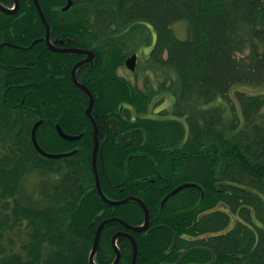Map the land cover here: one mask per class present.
I'll list each match as a JSON object with an SVG mask.
<instances>
[{"label":"trees","instance_id":"16d2710c","mask_svg":"<svg viewBox=\"0 0 264 264\" xmlns=\"http://www.w3.org/2000/svg\"><path fill=\"white\" fill-rule=\"evenodd\" d=\"M0 3L11 8L14 0ZM26 3L20 0L16 14L0 11V264H90L105 219L136 226L144 210L130 202L110 206L100 197L92 164L94 126L86 114L89 97L73 81L58 78L60 60L70 75L82 56L52 51L45 42L32 46L46 28L37 6ZM66 4L40 3L52 40L62 34L96 53L79 79H92L100 142L106 138L101 125L120 112L112 108L110 95L145 114L126 123L137 129L132 146L99 148L97 168L106 196L141 197L152 220L158 218L153 225H168L184 244L210 248L218 264H264V93L235 88L264 87V0H73L63 11ZM178 24L185 26L184 38L177 34ZM149 35L153 39L139 41ZM131 45L136 49L127 54L125 46ZM134 53L132 82L115 70ZM39 120H44L37 131L42 149L77 153L52 159L38 152L31 133ZM83 120L63 126L68 134H82L80 140L60 136V121ZM137 154L141 163L134 166ZM152 165L157 185L128 183ZM185 183L197 186L162 208L163 199ZM122 229L118 222L103 229L97 264L113 263L112 237ZM186 235L194 241L186 242ZM133 236L136 264L177 258V251L169 252V229ZM118 245L121 264H132V242L121 237Z\"/></svg>","mask_w":264,"mask_h":264},{"label":"water","instance_id":"95a60500","mask_svg":"<svg viewBox=\"0 0 264 264\" xmlns=\"http://www.w3.org/2000/svg\"><path fill=\"white\" fill-rule=\"evenodd\" d=\"M34 2L36 4V6H37V9H38V12L40 14L41 20H42V22H43V24H44V26L46 28V34H45L44 38H41V39H38V40L34 41L32 46L36 45L39 42H45L47 44V46L52 51H55V52H74V53L81 54V55H87V58L85 60H83V61H81V62H79V63H77L75 65V67H74V69L72 71V78H73L74 83L76 84V86H78L80 89H82L84 91V93H86L87 96L89 97V105H88V107L86 109V114L92 120L93 125H94L95 147H94V150H93V165L95 167V172H96V189L98 190V193H99L100 197L102 198V200L105 203H107L110 206L124 205V204L128 203L130 200L137 201V202H139V204L143 207V209L145 211V223H144V225L132 226V225H130L128 222H126L123 219L111 218V219L105 220L99 226L97 234H96V238H95V241H94V247H93V250L90 253V264H96L95 256H96V253H97L98 248H99L100 236H101V233H102L103 229L105 228V226L107 224H110V223H113V222H118V223H121L122 225H124L125 227H127L128 229H130L131 231H134V232H137V233L146 232V231H149V229H150V224H149L150 223L149 222L150 213H149L148 207L145 205V203L142 200L138 199V198H128V199H123L121 201H116V200L109 199L104 194L103 189H102V185H101V181H100V176H99V173L97 172V169H96V167H97V156H98V152H99L100 141L98 139V125H97L96 120L94 119V116H93L94 106H95V98H94V95H93L92 91L90 90V88L88 86H86L85 84H82L81 82H79V80H78V78L76 76V72H77L78 68H80L81 66H83L84 64H86L88 62L95 61L96 53H95L94 50H86V49H64L63 50V49H60V48L56 47L55 44H53L51 42V25L49 24L46 16L44 15V12H43L42 7H41V5L39 3V0H34ZM72 5H73V0H67V5L65 6L64 11L69 10L72 7ZM19 7H20V1L19 0H15L14 8L13 7L12 8H8V7L4 6L2 3H0V11H2L3 13H6V14H16L18 12V10H19ZM137 64H138V54L137 53L132 54L125 61L126 67L132 72L136 71ZM111 121L113 123V130H114L115 133H117L118 132L117 120L116 119H112ZM43 123H44V120H39L38 122H36L35 125L32 128V133H31L32 142H33V144H34V146H35V148H36V150L38 152H40L45 157L52 158V159L67 158V157H70L73 154L77 153L76 150L71 151V152H67V153H49V152H46L44 149H42V147L39 144L38 138H37V131H38V128ZM57 130H58L60 136L63 139L68 140V141H78L83 136L82 134H80V135L68 134L62 129V127L59 124L57 125ZM124 139H125V136H119V142L120 143H124L125 145H130L133 142L132 139L130 141L124 142L123 141ZM195 186H196V184H194V183H185L183 185H180L179 187L174 189L170 194H168L164 198V200L162 201V208L169 201V199L171 197H173L174 195L179 193L181 190H183L185 188L195 187ZM159 227H162V226H158V227L152 228V229H150V231H154L156 228H159ZM121 236H123L122 233H117L112 239L113 248H114L115 252L117 253V257H116V260H115L114 264H120V261H121V258H122L121 252H120L118 244H117V241H118L119 237H121ZM129 237L131 239V242H132L133 248H134V255H133L132 264H136L137 263V258H138V244H137L135 238L132 235H130ZM174 237H175V241H174L173 245H175V242H176V239H177V236H176L175 233H174ZM200 251H208L215 258V254L211 250L206 249V248L195 247V248H192V249H189L188 251H186L182 255V257L180 258L178 264H180L182 262V260L186 256H188V255H190L192 253H195V252H200ZM211 264H214V262H212Z\"/></svg>","mask_w":264,"mask_h":264},{"label":"flooded vegetation","instance_id":"af4514ba","mask_svg":"<svg viewBox=\"0 0 264 264\" xmlns=\"http://www.w3.org/2000/svg\"><path fill=\"white\" fill-rule=\"evenodd\" d=\"M20 1V0H19ZM45 2H47V0H39V3H41V5L43 4V3H45ZM14 4H15V0H14ZM28 4V5H27ZM32 4H34L35 6H36V4H35V2H34V0H32V1H29V0H27V3H26V6H28V7H32ZM20 6H21V4H20ZM25 6V7H26ZM20 8V7H19ZM65 8V7H64ZM64 8H63V11H64ZM67 40H69V41H67ZM51 41H52V43L53 44H55V46L56 47H58V48H60V49H80V47H78L77 46V44H78V42H76V41H74V40H72V42H71V40L70 39H64V36L62 35V34H60V39H51ZM60 53H63V52H60ZM70 53V52H69ZM80 56H82L81 58H78V59H76L75 61H74V67H75V65L77 64V63H79V62H81V61H83V60H85L86 58H87V55H81L80 54ZM90 62H88V63H86V64H84V65H88ZM69 67V65L67 66L65 63H63V61H61L60 60V76L58 77V78H60V83H63V82H67V83H70L71 81H73L74 82V80H73V78H72V71H73V69H74V67H73V69H71V71H70V75L69 74H67V68ZM82 68V66L80 67V68H78V70H77V72H76V76H77V78H78V80H79V82H82L80 79H79V71H80V69ZM69 80V81H68ZM92 79H88L87 80V82H82V83H84L86 86H91V85H93L92 83ZM125 83V82H124ZM90 88V87H89ZM91 90V89H90ZM112 108L113 109H115V108H117V106H115V105H113L112 106ZM119 109H120V112L119 113H115V115H111V114H109V117L106 119V121H105V123L104 124H102L101 125V127H102V130L104 131V133H105V135H106V138L105 139H103V141H102V143L100 142V145H99V148H100V150L101 151H109V150H120V149H122L123 147H130V146H132L133 144H134V141H135V136H136V132H137V129H135V128H128L127 127V121L130 119V120H133V118H134V114H133V112H129L130 111V108L125 104V103H123V104H121L120 105V107H119ZM112 119H116L117 120V124H118V132L117 133H115L114 132V130H113V123H112ZM89 120L92 122V120L89 118ZM82 122H84V120L83 121H81V122H72L73 124H71V125H69V123L70 122H67V123H63L62 121H60V126L62 127V129H63V126H70V127H68V128H71V127H74V126H77V125H79V124H82ZM132 122H134V120L132 121ZM96 123H97V120H96ZM92 124H93V122H92ZM97 125H98V123H97ZM94 126V125H93ZM64 130V129H63ZM98 131H99V126H98ZM119 136H125V139L123 140L124 142H126V141H130L131 139L133 140V142H132V144H130V145H125L124 143H120L119 142ZM99 139V138H98ZM100 141V140H99ZM134 148H135V150H140L139 149V147L137 146V145H134ZM77 151V150H76ZM139 154H137L136 155V158L134 159V166H136V165H138L139 163H141V159L140 158H138L137 156H138ZM147 161H148V159H147ZM147 161H146V163H147ZM150 161V160H149ZM151 162V161H150ZM145 166V165H144ZM147 166H148V164H147ZM146 167V166H145ZM148 167H150V166H148ZM152 169H150V172L149 173H145V175H143V176H140V177H135V178H133L132 177V175L130 176V179H129V181H128V183H132V184H134L135 186H137V185H139L141 182H144V181H146V183H147V185H148V183L149 184H151V185H153V186H155V185H157V173L155 172L156 170H155V168H154V165H152V167H151ZM96 177V176H95ZM101 181V180H100ZM102 185V184H101ZM103 189V188H102ZM122 189H124V188H122ZM176 189V188H175ZM174 190V189H173ZM172 190V191H173ZM171 191V192H172ZM183 191V190H182ZM104 192V191H103ZM170 192V193H171ZM181 192V191H180ZM179 192V193H180ZM169 193V194H170ZM178 193V194H179ZM105 194V193H104ZM178 194H176V195H178ZM106 195V194H105ZM175 195V196H176ZM175 196H173V197H175ZM173 197H171L170 199H172ZM127 198H138V199H140V200H142L143 201V199L141 198V197H138L137 195H129V196H127V197H125L124 199H127ZM110 199V198H109ZM170 199H169V201H170ZM113 200V199H112ZM123 200V199H122ZM164 200V199H163ZM116 201H121V200H116ZM168 201V202H169ZM130 203H135V204H139V202H137V201H133V200H130L129 201ZM128 202V203H129ZM144 202V201H143ZM167 202V203H168ZM145 203V202H144ZM166 203V204H167ZM127 204V203H126ZM125 205V204H124ZM140 205V204H139ZM146 205V204H145ZM120 206H122V205H120ZM147 206V205H146ZM162 206V205H161ZM142 207V206H141ZM148 207V206H147ZM143 208V207H142ZM144 210V209H143ZM148 210H149V213H150V219H149V224H150V229H152V228H155V227H158V226H162V227H159V228H164V229H169L171 232H172V235H173V242H172V245H171V247H170V249H169V252L170 253H175V251H177V258L176 257H174V259L172 260V261H166V262H162L161 264H178V262H179V260H180V258L182 257V255L186 252V251H188L189 249H192V248H195V247H199V248H206V249H209V250H211L210 248H208V247H206V246H204L203 244H196V245H193V246H190L189 244H184V243H182L181 242V240L179 239V236H178V234L173 230V229H171V228H169V226L168 225H166V224H154L153 225V222H155L158 218H155V219H153L152 220V215H151V211H150V208L148 207ZM108 219H111V218H108ZM108 219H105V220H108ZM124 220V219H123ZM127 222V221H126ZM129 223V222H128ZM144 223H145V211H144V216H143V221H142V224H140V225H144ZM130 224V223H129ZM130 225H132V224H130ZM140 225H136V226H140ZM124 226V225H123ZM132 226H134V225H132ZM124 228L125 229H122V230H120V231H118L117 233H122L123 234V236H121L122 238H128L130 241H131V239H130V235H132L133 236V233H137V232H134V231H131L130 229H128L127 227H125L124 226ZM150 229H149V231H146V232H148V233H151V232H153V231H150ZM158 228H156L155 230H157ZM154 230V231H155ZM116 233V234H117ZM142 233H144V232H142ZM174 233L176 234V236H177V239H176V242H175V245H173L174 244V241H175V237H174ZM115 234V235H116ZM138 234H140V233H138ZM114 235V236H115ZM113 236V237H114ZM113 237H112V239H113ZM121 237H119V238H121ZM134 237V236H133ZM135 238V237H134ZM181 238H183V237H181ZM135 240H136V238H135ZM185 240H186V242H189V243H192L194 240H193V238L191 237V236H187L186 235V238H185ZM195 241H197L198 242V240H195ZM136 242H137V240H136ZM117 244H118V241H117ZM133 245V244H132ZM112 246H113V244H112ZM118 247H119V245H118ZM99 249V248H98ZM114 249V248H113ZM119 250H120V252H121V248L119 247ZM115 251V250H114ZM212 251V250H211ZM98 252V251H97ZM213 252V251H212ZM116 253V252H115ZM195 253H199L198 254V257L197 256H193L192 254H190V255H188V256H186L183 260H182V262L180 263V264H211L212 262H214V264H218V258H217V256H216V254H215V258H214V256L210 253V252H208V251H200V252H195ZM97 254V253H96ZM201 254H206L207 256H202ZM121 255H122V253H121ZM96 257V256H95ZM116 257H117V253H116ZM116 257H115V260H116ZM115 260L113 261V263L112 264H114L115 263ZM95 262H96V260H95ZM121 262H122V258H121V261H120V264H121ZM96 264H97V262H96Z\"/></svg>","mask_w":264,"mask_h":264},{"label":"rangeland","instance_id":"374dc122","mask_svg":"<svg viewBox=\"0 0 264 264\" xmlns=\"http://www.w3.org/2000/svg\"><path fill=\"white\" fill-rule=\"evenodd\" d=\"M176 31H177V34L180 36V37H182V38H184L185 36H186V29H185V26H183L182 24H178L177 26H176ZM149 37L150 38H152L153 39V37L151 36V35H149V36H139V41H141L142 42V40L143 41H146L147 39H149ZM124 45H126V42H124ZM144 48H146L147 49V51H149L150 50V48H151V46H148V47H144ZM136 49V46H133V45H131V47H129V48H127V46H125V51H126V53L127 54H129L130 52H132V51H134ZM115 73H116V75L119 77H126L128 80H130V81H132V82H135L136 81V79H135V77H134V75H133V73L132 72H130L125 66H122V67H118V68H116V70H115ZM136 84H138L137 82H136ZM143 84H144V82H143V80L142 81H140L139 82V88L140 89H142L143 87ZM50 87H52V85H50ZM236 87H238L239 89H242V90H245V91H248V92H251V93H264V87H251V86H247V85H237V86H235V88ZM245 87H248V88H245ZM234 88V89H235ZM65 89H66V94H69V90H68V88H66L65 87ZM67 96V95H66ZM66 96H64V97H66ZM118 97V96H117ZM116 97V98H117ZM160 96L158 95V98H159ZM63 98V97H62ZM50 99H52V97L50 98ZM109 99L110 100H112V102L114 103L113 105H115V106H117V108L116 109H119V107H120V105H119V103H125L131 110H132V112H133V114H134V118H133V120L135 121H137V119L138 118H140V117H142V116H144L145 114H139L138 113V110H136V109H134L133 108V106H134V103L133 104H128L127 103V100L126 99H118V100H115V98L113 97V96H109ZM129 100H130V98H129ZM166 105V104H165ZM150 111H152L153 109H149ZM117 113H119V112H117ZM151 114V112H149L148 114H146L147 116L148 115H150ZM155 117H156V115H155ZM130 120V119H129ZM139 126L141 127L142 126V124H140L139 123ZM136 129V128H135Z\"/></svg>","mask_w":264,"mask_h":264},{"label":"bare ground","instance_id":"6f19581e","mask_svg":"<svg viewBox=\"0 0 264 264\" xmlns=\"http://www.w3.org/2000/svg\"><path fill=\"white\" fill-rule=\"evenodd\" d=\"M92 164H93V162H92ZM93 168H94V172H95V167H94V165H93ZM96 169H97V172H98V168H97V167H96ZM95 176H96V172H95ZM196 186H197V185H196ZM196 186H195V187H196ZM190 188H191V187H190ZM185 189H186V188H185ZM183 190H184V189H183ZM181 191H182V190H181ZM177 194H178V193H177ZM174 196H175V195H174ZM127 199H128V198H127ZM164 206H165V205H164ZM107 225H108V224H107ZM107 225H106V226H107ZM106 226H105V227H106Z\"/></svg>","mask_w":264,"mask_h":264}]
</instances>
